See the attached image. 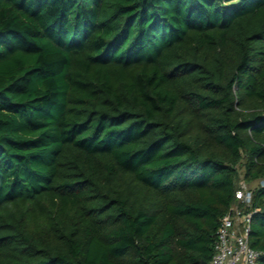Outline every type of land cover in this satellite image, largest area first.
Wrapping results in <instances>:
<instances>
[{"label":"trees","instance_id":"16d2710c","mask_svg":"<svg viewBox=\"0 0 264 264\" xmlns=\"http://www.w3.org/2000/svg\"><path fill=\"white\" fill-rule=\"evenodd\" d=\"M241 182L264 254V0H0V264H210Z\"/></svg>","mask_w":264,"mask_h":264},{"label":"built area","instance_id":"2783aa9c","mask_svg":"<svg viewBox=\"0 0 264 264\" xmlns=\"http://www.w3.org/2000/svg\"><path fill=\"white\" fill-rule=\"evenodd\" d=\"M236 198L238 204L222 219L210 264H260L264 255L249 243L251 222L257 212L253 210V192L245 182L240 183Z\"/></svg>","mask_w":264,"mask_h":264}]
</instances>
